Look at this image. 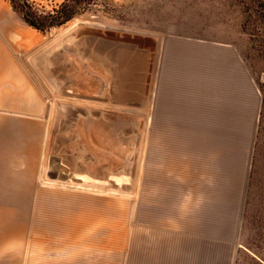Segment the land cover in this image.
I'll use <instances>...</instances> for the list:
<instances>
[{
  "label": "rangeland",
  "instance_id": "374dc122",
  "mask_svg": "<svg viewBox=\"0 0 264 264\" xmlns=\"http://www.w3.org/2000/svg\"><path fill=\"white\" fill-rule=\"evenodd\" d=\"M65 1L29 0L42 13ZM0 7L24 27L22 73L0 84L13 116L0 208L26 230L0 239V264L127 260L157 220L184 227L218 197L258 228L264 0H82L47 31ZM40 204L56 218L43 231Z\"/></svg>",
  "mask_w": 264,
  "mask_h": 264
},
{
  "label": "crops",
  "instance_id": "0c3cea01",
  "mask_svg": "<svg viewBox=\"0 0 264 264\" xmlns=\"http://www.w3.org/2000/svg\"><path fill=\"white\" fill-rule=\"evenodd\" d=\"M23 29L7 8L0 7V84L22 73L11 50L18 47ZM6 102L12 101L0 98L1 158L8 156L4 151L10 150L4 143L13 141L12 133L4 137V120L13 124L8 121L13 117L11 113H6L9 109L1 105ZM217 202L201 205L197 214L187 216L185 226L181 228L179 220H157L149 235H140L138 245L129 252L127 260L122 261L117 256L98 257L93 263L85 257L75 264H247L249 261L264 264V214L252 213L251 222L259 226L257 229L254 226L249 228L248 216L242 212V206L227 209L223 197H218ZM38 206L41 208L36 209L33 227L43 231L42 223L56 218L49 216L43 205ZM24 233V220L10 221L5 210L0 208V239L9 235L19 237Z\"/></svg>",
  "mask_w": 264,
  "mask_h": 264
},
{
  "label": "trees",
  "instance_id": "16d2710c",
  "mask_svg": "<svg viewBox=\"0 0 264 264\" xmlns=\"http://www.w3.org/2000/svg\"><path fill=\"white\" fill-rule=\"evenodd\" d=\"M11 2L14 7L20 8L29 25L41 31H47L51 27L70 20L76 13V8L82 4V0H68L54 11L42 13L35 11L29 0H11Z\"/></svg>",
  "mask_w": 264,
  "mask_h": 264
},
{
  "label": "bare ground",
  "instance_id": "6f19581e",
  "mask_svg": "<svg viewBox=\"0 0 264 264\" xmlns=\"http://www.w3.org/2000/svg\"><path fill=\"white\" fill-rule=\"evenodd\" d=\"M77 23V22H76ZM69 28V27H68ZM60 35V34H59ZM57 37V36H56ZM54 39V38H53ZM46 43V42H45ZM30 53V52H29ZM28 53V54H29ZM33 53H35V52H33ZM30 56H31V54H30ZM23 60H25V59H23ZM28 61H29V59H28ZM26 64V63H25ZM28 65V64H27ZM31 65V64H30ZM30 65H28V66H30ZM32 66V65H31ZM31 68V67H30ZM36 75V74H35ZM37 76V75H36ZM40 76V75H39ZM40 83V82H39ZM41 85V84H40ZM45 85V84H44ZM46 86V85H45ZM48 89V88H47ZM53 97V96H52ZM51 97V98H52ZM54 98H56V97H54ZM47 99V98H46ZM53 99V98H52ZM51 101V100H50ZM49 108V107H48ZM153 108V107H152ZM152 110V109H151ZM41 179H42V177H41ZM50 183V182H49ZM55 184H57V183H55ZM71 186V185H70ZM80 188H82V187H80Z\"/></svg>",
  "mask_w": 264,
  "mask_h": 264
}]
</instances>
